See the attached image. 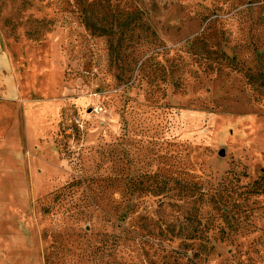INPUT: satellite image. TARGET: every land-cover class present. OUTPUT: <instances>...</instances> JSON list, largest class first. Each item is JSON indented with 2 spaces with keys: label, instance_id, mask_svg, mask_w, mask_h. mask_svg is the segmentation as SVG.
<instances>
[{
  "label": "rangeland",
  "instance_id": "rangeland-1",
  "mask_svg": "<svg viewBox=\"0 0 264 264\" xmlns=\"http://www.w3.org/2000/svg\"><path fill=\"white\" fill-rule=\"evenodd\" d=\"M0 48V264H264V0H0Z\"/></svg>",
  "mask_w": 264,
  "mask_h": 264
},
{
  "label": "trees",
  "instance_id": "trees-1",
  "mask_svg": "<svg viewBox=\"0 0 264 264\" xmlns=\"http://www.w3.org/2000/svg\"><path fill=\"white\" fill-rule=\"evenodd\" d=\"M117 16H113L111 19H106L105 21L99 20L98 18L91 17V18H85V26L86 28L95 36L97 37H106L108 38L109 41V52L112 60H114L115 63L120 66V58H122V53L127 51L128 44L129 42H134L135 41V36L136 33L141 31H147L150 27L146 23V20L143 19L142 15L139 12H118L116 14ZM108 22V24H105L103 22ZM156 35L154 32L152 33V36ZM152 36L150 38H145L142 43L139 44L138 49L132 50L131 56H128L126 60H124V73L123 74V82H128L129 80H132L133 76L129 75L130 69L132 70L131 66L132 64L138 65V70L139 72L142 70L143 66L145 63L148 61H151L152 57H148L146 60L145 59V53H144V48L145 44L151 46L152 45ZM116 39V43H115ZM193 45V42H192ZM221 55L223 57H226L225 60H227L230 63H235L236 58H232L231 56H227L225 52H221ZM126 67V68H125ZM120 78V76H119ZM135 82H133L131 85L133 86ZM131 85L126 86L124 88V91L129 90ZM174 85H176L174 83ZM76 124L74 122V119L72 118H63L62 115V120L60 122V127L63 129V131H67V129L74 128L76 129ZM102 178V177H96V176H91V177H83V178H77L74 177L72 182L69 183L68 187L73 188L75 186L81 185L83 180H85L88 183V186H94L97 182V179ZM106 180H101V183H103ZM111 180V177L108 179ZM156 188L161 186V183H158ZM164 187L161 189H157L158 191H150L151 195L153 196H159L162 194L163 190H167V187L169 186V180H163ZM59 197V196H56ZM164 204V201L162 202ZM136 208L129 203V205L125 206V209L122 211L117 210L115 216H118L121 221L124 223L127 222L128 219H132L136 212Z\"/></svg>",
  "mask_w": 264,
  "mask_h": 264
},
{
  "label": "crops",
  "instance_id": "crops-1",
  "mask_svg": "<svg viewBox=\"0 0 264 264\" xmlns=\"http://www.w3.org/2000/svg\"><path fill=\"white\" fill-rule=\"evenodd\" d=\"M8 67V58L0 48V73H5Z\"/></svg>",
  "mask_w": 264,
  "mask_h": 264
}]
</instances>
